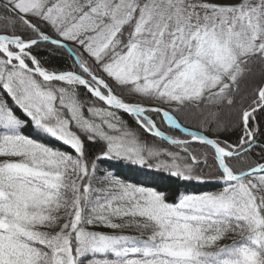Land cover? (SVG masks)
Segmentation results:
<instances>
[{"label": "snow or ice", "instance_id": "snow-or-ice-1", "mask_svg": "<svg viewBox=\"0 0 264 264\" xmlns=\"http://www.w3.org/2000/svg\"><path fill=\"white\" fill-rule=\"evenodd\" d=\"M2 10L0 264H264V86L239 88L264 75V0ZM165 182L222 187L170 197Z\"/></svg>", "mask_w": 264, "mask_h": 264}, {"label": "trees", "instance_id": "trees-1", "mask_svg": "<svg viewBox=\"0 0 264 264\" xmlns=\"http://www.w3.org/2000/svg\"><path fill=\"white\" fill-rule=\"evenodd\" d=\"M5 0H0V17L5 15V13L2 10V6L4 4ZM17 28H19V25H16ZM12 29V23L6 22L3 19H0V31H11ZM31 34V33H29ZM47 49V50H44ZM39 55L43 57L44 59L50 61V65L55 68H59L61 70L69 69L72 67L73 61L72 58L67 54L66 51H57L54 46L51 45H41V51L39 52ZM264 75L261 74V69L259 65H257L256 69L254 70L253 74L248 76L245 79H242L239 85L240 88V95L244 94H251L254 88H257L259 86H264ZM80 92L82 94L81 99L88 100L91 99V97L85 92L83 88L80 89ZM7 98V97H6ZM9 100V103L11 104L10 98H7ZM124 120L128 122V124L132 128H136V124L133 121V119L128 116L127 114L121 113ZM191 126L193 128L197 127V121L193 120L191 121ZM162 128H165L166 126L161 125ZM176 135H182L181 133H175ZM238 130L231 129L229 131L223 132L221 134V139H228L230 142L235 141L238 138ZM147 139H152L150 137H146ZM64 150L68 151L69 149L65 148ZM89 151L91 154H98L99 149L96 146H90ZM257 153H260V150H256ZM254 159H259V155L255 156ZM209 164H211V161H209ZM240 167H245V165L240 164L238 165ZM100 172L98 173L99 176H102L104 173V170H110L108 167V164L101 163L99 165ZM113 171H116L114 169H111ZM206 171L211 173L213 169L206 168ZM222 187L219 183L214 182H208V183H190L188 185H181L178 183H169L165 182L162 190H164L170 197L175 196L177 192H184V191H193V192H203V191H218ZM104 231H110L109 229H101ZM125 234H137L135 229H125ZM224 244L231 243V240H224L222 241Z\"/></svg>", "mask_w": 264, "mask_h": 264}]
</instances>
